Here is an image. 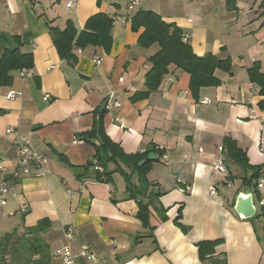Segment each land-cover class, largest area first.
Here are the masks:
<instances>
[{
    "label": "crops",
    "instance_id": "0c3cea01",
    "mask_svg": "<svg viewBox=\"0 0 264 264\" xmlns=\"http://www.w3.org/2000/svg\"><path fill=\"white\" fill-rule=\"evenodd\" d=\"M133 1L0 0V33L19 37V49L34 60L28 75L16 74L0 89V184L16 166L17 137L46 159L20 177L0 210V237L21 236L45 222L48 264H64L56 250L76 254L83 245L94 259L74 264H264V183L252 193L255 216L241 219L234 202L247 190L243 180L250 172L218 149L229 137L252 168H264V96L247 75L254 63L264 73V0H137L129 10ZM139 10L180 28L193 54L228 57L231 72L216 70L219 85L201 88L194 99L189 75L171 65L148 93L149 60L159 47L138 44L143 30L133 31L131 18ZM97 13L114 21L109 53L87 47L74 49L72 61L61 59L50 29L71 22L80 33ZM9 92L16 97L8 99ZM102 109L105 133L124 153L154 149L167 156L164 161L150 151L157 159L149 160L147 179L160 195L147 226L136 217L139 200L130 197L119 172L106 184L82 170L99 141L81 134ZM218 156L226 177L212 173ZM68 229L72 239L65 237ZM202 241L217 244L203 261L196 245Z\"/></svg>",
    "mask_w": 264,
    "mask_h": 264
},
{
    "label": "trees",
    "instance_id": "16d2710c",
    "mask_svg": "<svg viewBox=\"0 0 264 264\" xmlns=\"http://www.w3.org/2000/svg\"><path fill=\"white\" fill-rule=\"evenodd\" d=\"M114 21L109 16L97 13L86 21L83 30L76 33L73 24L70 22L64 30L50 29L53 46L61 59L72 61L74 59V49L85 50L87 47H101L105 53H109L112 45V28ZM131 29L138 32V44L143 48H149L157 44L159 50L150 58V71L146 75L145 84L147 92L155 91L159 88L164 76L169 72V66L182 70L189 75V92L194 99L201 88L216 87L219 81L215 78L216 70L231 72V62L227 58H219L208 54L199 57L192 52L187 38L183 32L174 24L164 22L161 16L153 11L139 10L131 18ZM21 40L19 37L9 36L0 33V89L9 86L16 74L21 71L32 70L34 60L32 54L21 52ZM249 79L259 87V92L264 96V73L260 72V67L254 63L247 70ZM104 109L96 111L91 130L81 134L84 141L97 139L99 145L95 147V155L90 163L83 166V171L92 170L93 177L100 183H111V176L119 172L126 181V190L131 198L137 199L138 211L136 217L141 220L144 226L148 225V214L153 202L158 199L160 193H154L152 184L147 179L150 169L148 155L151 152L162 157L161 151L144 150L142 153L127 155L118 143L113 142L105 133L103 127ZM221 149L225 157L236 165H240L245 171L250 172L248 178H244L243 185L251 193L256 192L257 180L264 172L263 167H251L244 150L238 148L233 140L225 137L221 141ZM144 161L142 166L138 164ZM112 164L115 169L108 170L107 165ZM94 166L102 168V172L95 170ZM136 176L137 182H132V177ZM162 208H159V212ZM164 219V216L162 217ZM45 222L38 223L35 227L28 228L21 236L15 233L0 237V264H48L49 254L42 241L41 234L45 231ZM199 258L203 261L206 256L213 254L216 243L202 241L196 244ZM38 256L37 260H32V256ZM8 258V261L6 260Z\"/></svg>",
    "mask_w": 264,
    "mask_h": 264
},
{
    "label": "built area",
    "instance_id": "2783aa9c",
    "mask_svg": "<svg viewBox=\"0 0 264 264\" xmlns=\"http://www.w3.org/2000/svg\"><path fill=\"white\" fill-rule=\"evenodd\" d=\"M137 0H134L131 5L128 6L129 10H132ZM71 1H69L66 6L70 7ZM184 38H187V36H184ZM80 52V50H77ZM97 64L100 63V60L96 62ZM21 76L28 75L27 71H21L19 72ZM16 97V94L14 92H9L7 94L8 99H12ZM118 106V105H117ZM106 108H109V106L106 105ZM12 128L7 129V133H11ZM263 134V140L260 145L261 151L264 152V132ZM28 140L24 137H17L15 139V147H16V166L14 170L5 175V179L0 184V210L6 206L7 199L10 197V195L15 191L16 183L19 181L20 177L23 175L29 174V170L31 168H37L41 169L43 164L46 162L45 157H42L41 154L37 153L35 150H33L30 145L28 144ZM219 151L223 152V149H221V145L219 146ZM164 161H167V156H162ZM95 170L102 172V168H99L98 166H94ZM0 171L5 172L4 168L0 165ZM212 173L219 174L221 176L226 177L228 171L227 167L225 166L224 158L222 156H218L216 160L214 161V164L212 166ZM264 183V172L262 173L261 177L257 180L256 188L257 190L261 189L262 184ZM210 195L215 194L214 186L212 185L210 188ZM259 204L261 206H264V197H260ZM65 237L68 239H72V233L68 229ZM55 255L61 257L64 264H74L75 260L84 258L87 261H92L94 259V256L88 250L86 246H81L80 251L76 254H73L68 247L62 249V250H56Z\"/></svg>",
    "mask_w": 264,
    "mask_h": 264
},
{
    "label": "water",
    "instance_id": "95a60500",
    "mask_svg": "<svg viewBox=\"0 0 264 264\" xmlns=\"http://www.w3.org/2000/svg\"><path fill=\"white\" fill-rule=\"evenodd\" d=\"M147 158L150 161H154L157 159L154 153H149ZM143 164L144 161L140 162L138 165L142 166ZM234 203V211L236 215L239 216L241 219H248L255 216L256 208L254 206V203L252 202L251 191L246 190L245 192H241V194H238L235 197Z\"/></svg>",
    "mask_w": 264,
    "mask_h": 264
}]
</instances>
